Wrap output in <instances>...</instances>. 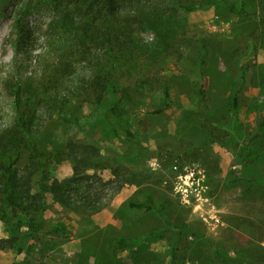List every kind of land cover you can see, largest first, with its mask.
<instances>
[{
  "label": "rangeland",
  "instance_id": "1",
  "mask_svg": "<svg viewBox=\"0 0 264 264\" xmlns=\"http://www.w3.org/2000/svg\"><path fill=\"white\" fill-rule=\"evenodd\" d=\"M165 1L168 8L178 5L176 45L153 71L161 85L132 94L135 142L104 139L101 124L91 130L102 139L100 157L88 168L99 208L52 204L40 214L37 233L24 227L23 250H0V264H264V0ZM24 2L0 0V130L13 118L5 79H37L47 58L42 51L53 13L46 6L26 18L40 54L16 55L13 23ZM191 4L201 7H181ZM153 34L140 33L147 41ZM203 46L206 60L198 69ZM87 74L76 64L66 82ZM163 84L171 103L158 112ZM77 107L88 122L98 119L86 100ZM75 132L54 117L37 146L61 149ZM54 171L59 181L74 176L71 161ZM147 200L155 208L149 214L133 206ZM5 238L0 221V241ZM121 238L130 244L117 245Z\"/></svg>",
  "mask_w": 264,
  "mask_h": 264
},
{
  "label": "trees",
  "instance_id": "2",
  "mask_svg": "<svg viewBox=\"0 0 264 264\" xmlns=\"http://www.w3.org/2000/svg\"><path fill=\"white\" fill-rule=\"evenodd\" d=\"M40 6L53 13L45 33L46 50L42 52L47 58L42 75L37 79L12 76L3 83L11 97L13 118L0 130V221L8 235L0 241V250H23L19 241L24 227L37 233L40 214L54 203L84 210L99 208V198L88 183V168L100 157L102 139L93 138L91 130L101 124L104 139L112 135L119 141L135 142L130 127L132 94L151 90L153 83L161 85L153 71L176 45L173 13L178 5L168 8L165 0H26L13 23L15 52L21 55L20 60L29 59L37 50L40 54V40L26 23L30 10ZM181 7L191 11L201 6ZM147 30L154 32L150 41L140 35ZM206 55L203 46L198 69L203 68ZM76 64L88 74L67 83L66 77L74 74ZM125 82L131 92L121 86ZM66 89L67 96L62 93ZM161 91L163 106L158 112L171 103L168 87L163 84ZM85 100L99 115L94 122L83 119L86 116L77 107ZM54 117L80 133L68 136L61 149L41 150L37 137ZM64 160L72 162L74 176L59 181L53 176L54 168ZM133 206L144 214L155 209L151 200ZM56 230H63V226ZM116 244L130 243L121 238ZM24 264L37 263L26 259Z\"/></svg>",
  "mask_w": 264,
  "mask_h": 264
}]
</instances>
